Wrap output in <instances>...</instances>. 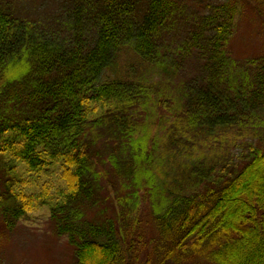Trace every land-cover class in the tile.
<instances>
[{"label":"trees","instance_id":"1","mask_svg":"<svg viewBox=\"0 0 264 264\" xmlns=\"http://www.w3.org/2000/svg\"><path fill=\"white\" fill-rule=\"evenodd\" d=\"M59 4V11L41 13L22 0H0V217L12 228L48 207L55 230L75 248L76 264H125L113 221L97 223L102 216L91 213L101 202L95 169L102 151L94 148L103 140L122 179L150 176L155 157L177 168L167 194L155 195L157 205L168 206L160 213L154 207L161 238L149 262L264 264V131L253 123L247 133L239 121L253 117L264 125L256 112L264 105L242 96L248 75L228 49L234 8H214L193 29L179 0ZM184 23L181 43H166ZM186 62L199 73L193 81L178 80ZM156 104L170 113L154 122L165 129V154L157 146L148 153L149 125L140 121ZM141 127L147 134L138 138ZM246 134L258 143L242 140ZM238 141L243 164L231 165L232 153L217 147ZM123 153H133V166L121 173ZM226 167L234 171L224 176ZM54 168L61 185L44 180L33 193L19 188L28 184L22 175L44 179Z\"/></svg>","mask_w":264,"mask_h":264},{"label":"rangeland","instance_id":"2","mask_svg":"<svg viewBox=\"0 0 264 264\" xmlns=\"http://www.w3.org/2000/svg\"><path fill=\"white\" fill-rule=\"evenodd\" d=\"M22 1L23 4L29 5L32 9H37L41 13L47 10L46 7L54 8L55 11H59L60 9L59 0ZM179 2L184 4V12L186 13L183 14V17L188 19L189 26H194L193 29H195L197 23L201 22L203 17L214 15V8L216 10L218 6L223 4L234 8L232 11L234 19L232 30L230 31L228 49L231 56L237 60V65L240 69L247 72L248 75V83L242 96L246 99L253 96L255 103L252 105L258 106L261 102L264 105V82L259 84L258 79V73L263 68L261 64H264V0H179ZM185 24L176 27L174 32L166 34V43L170 42L172 46L177 47L183 39ZM186 63L188 64L189 62ZM185 68L187 69L181 71V74L178 76L179 79L177 78L178 80H182L183 82H187L188 80L193 81L199 75L192 64L189 63ZM190 76L191 78H189ZM177 79L175 80V85H177ZM205 81L203 79L199 83V86H206ZM258 92H263V94L258 97ZM231 94L235 96V92H231ZM239 106L240 101L238 102V110ZM150 110L151 116H148L145 112H142V116H140V121L146 122L149 125L148 153L152 151L154 146H157L159 154H165L160 142L165 129H161L160 125L154 122L156 120L159 121V118L163 114L170 116V113H168V110L164 111V109H160L157 104L152 106ZM256 112L264 116V109H256ZM242 113L240 112L239 116ZM239 121L246 122L245 128L247 133L248 128L253 123H255L258 132L264 131V125L260 124L259 120L254 121L253 117L241 118ZM143 128L141 127L137 131L138 138L146 136L147 132ZM236 129L233 131L237 133ZM242 140L258 143L259 139L254 138L251 134H246ZM103 143L104 141L101 140L98 146L94 148H99L102 151V155L99 158L103 163L98 161V167L95 169L97 174H99L100 183L97 185L102 190V194L101 198H99L100 204L96 208H93L91 213L102 216L99 219L97 218V223H103L106 219L113 221V238L123 245L125 264H213L196 257L189 258L183 262L173 260L162 262L156 259L153 262L148 261L161 238L157 224H155L157 213H155L154 207L159 208L160 213L168 206V204L164 206L157 205L158 201L156 199L158 197H155V195L160 192L159 200H161L163 193L167 194L165 186L172 183V178L177 168L171 167L167 160L161 157H157L156 159L155 157L153 161L154 168L151 171H149V168H151L150 163L145 165V168L149 172H152L150 176L149 174L145 175L139 182L137 180L131 181L130 178L122 179L115 172V164L110 160L107 148ZM217 146L218 143L215 144V147ZM217 148L219 154L223 153L225 155L227 151L232 153L229 159L231 165L243 164L240 158L243 147L239 145V141L235 143L230 142L228 147L223 145ZM118 156L116 155L115 157ZM121 156L120 159L122 160L119 161L118 166H120V171L123 173L124 169L133 166V153H123ZM169 156L167 153L166 158ZM184 160L179 159V164L184 163ZM222 168V164L218 166V169ZM54 170L44 179L35 178L31 174L22 175L28 181V184L25 186L21 184L19 188L27 193H33L41 188L44 180H49L54 185H61L60 172L56 168ZM233 171L231 168L226 167L221 171V174L225 176V172L230 174ZM178 172L179 170H177ZM196 189L198 188L192 185L190 191ZM98 239L107 240L105 237L100 236ZM69 240L67 235H60L55 230L48 207L29 212L17 220L12 228L8 226L5 218L0 217V264H76L75 248L70 244Z\"/></svg>","mask_w":264,"mask_h":264}]
</instances>
